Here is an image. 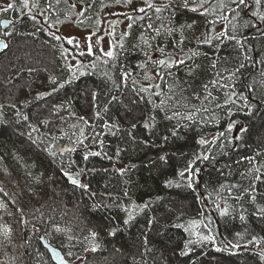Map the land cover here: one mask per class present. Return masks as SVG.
<instances>
[{"label":"trees","instance_id":"obj_1","mask_svg":"<svg viewBox=\"0 0 264 264\" xmlns=\"http://www.w3.org/2000/svg\"><path fill=\"white\" fill-rule=\"evenodd\" d=\"M133 1L0 0V62L45 51L1 69L0 264H55L31 229L77 264H264V0H137L109 53L57 33Z\"/></svg>","mask_w":264,"mask_h":264},{"label":"rangeland","instance_id":"obj_2","mask_svg":"<svg viewBox=\"0 0 264 264\" xmlns=\"http://www.w3.org/2000/svg\"><path fill=\"white\" fill-rule=\"evenodd\" d=\"M3 1L5 2V6L6 4L9 5L10 0ZM72 2L73 5L77 4L75 3V1ZM77 6L78 7L76 8V17H73L72 21H67L64 24L59 25L57 30L58 35L63 37V39L67 40L68 42L76 44L77 46H80V48L82 47L86 51L103 50L108 53L113 47L112 39L115 38L116 40H119L120 37L119 34L117 35V33L119 32L120 36L124 35L128 30L130 17L136 14L138 11L143 10L144 8V4L137 0L127 5L125 4L110 7L103 15V18L107 19V21H103L104 24L101 21L100 30L97 31V33H92L91 30L82 29V27L77 25L78 22L80 23L79 19L83 17L82 15L85 9L79 4ZM89 18H91V15H89ZM23 41L24 42L21 43V45L13 44L12 51L5 56L2 62H0V82L2 74L1 69L2 67L4 68V66H6L7 64H11L12 68L18 67L20 69L23 66L33 71L37 69L45 70L43 69L45 51L41 50L42 48L39 47L37 44L32 45L30 42H26L25 40ZM7 45L10 46L9 42ZM42 75L44 76V71L42 72ZM0 86V88H3L2 83H0ZM24 98L27 99V97ZM72 178L73 176L68 178L69 184L77 182H73Z\"/></svg>","mask_w":264,"mask_h":264},{"label":"water","instance_id":"obj_3","mask_svg":"<svg viewBox=\"0 0 264 264\" xmlns=\"http://www.w3.org/2000/svg\"><path fill=\"white\" fill-rule=\"evenodd\" d=\"M12 21L11 20H4L2 22V28L4 30V32L8 31V28L12 25ZM8 41L7 39H0V56L7 50V45ZM155 57H157V55H155ZM178 62V58L176 56H172V55H168L165 57H160L159 58V70L164 67V66H168V67H173L177 64ZM158 74H160V71H158ZM73 148H75L74 145H72ZM96 151L99 152V149L96 147ZM70 174H67V178H70ZM73 182L77 181V178L73 177L72 178ZM30 232L36 236L37 238H39L41 244L44 246V248L48 251L52 261L55 264H77L74 262H70L69 260L66 259V257L64 256L63 252L53 246L49 240L41 235L36 229H31Z\"/></svg>","mask_w":264,"mask_h":264},{"label":"flooded vegetation","instance_id":"obj_4","mask_svg":"<svg viewBox=\"0 0 264 264\" xmlns=\"http://www.w3.org/2000/svg\"><path fill=\"white\" fill-rule=\"evenodd\" d=\"M82 6V5H81ZM83 7V6H82ZM84 8V7H83ZM84 13V12H83ZM68 15V14H67ZM83 16V15H82ZM87 18H89V15H87ZM12 21V20H11ZM13 22V21H12ZM14 23H12V25H13Z\"/></svg>","mask_w":264,"mask_h":264}]
</instances>
